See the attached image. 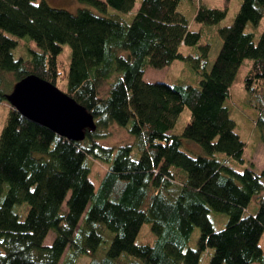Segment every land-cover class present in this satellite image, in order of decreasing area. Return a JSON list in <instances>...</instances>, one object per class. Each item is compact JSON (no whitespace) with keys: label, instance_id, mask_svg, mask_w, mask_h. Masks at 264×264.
<instances>
[{"label":"trees","instance_id":"trees-1","mask_svg":"<svg viewBox=\"0 0 264 264\" xmlns=\"http://www.w3.org/2000/svg\"><path fill=\"white\" fill-rule=\"evenodd\" d=\"M78 1L86 7L74 13L45 0H0V107L10 105L0 135V264H77L84 256L91 264H199L208 248L209 264H264V169L251 163L238 171L215 155L245 162L246 143L226 102L246 59L252 63L245 100L260 112L264 142V31L257 40L246 30L264 17V0H242L234 21L213 31L206 25H219L227 6L200 5L190 20L183 0ZM217 35L222 45L208 70ZM14 37H27L37 49L16 58ZM64 44L71 48L65 92L95 120L81 141L27 118L7 100L29 74L57 85ZM176 60L193 66L198 86L144 80L149 66ZM185 108L190 121L180 134L170 132ZM113 124L133 142L102 145ZM185 141L204 154L184 150ZM91 160L108 165L98 181ZM211 210L227 214L222 230L214 228ZM145 223L154 244L137 243ZM195 227L200 235L189 248ZM106 229L114 233L107 249ZM51 231L55 238L46 244Z\"/></svg>","mask_w":264,"mask_h":264},{"label":"rangeland","instance_id":"rangeland-1","mask_svg":"<svg viewBox=\"0 0 264 264\" xmlns=\"http://www.w3.org/2000/svg\"><path fill=\"white\" fill-rule=\"evenodd\" d=\"M38 2L42 0H37ZM48 5L53 8L65 9L71 12L76 13L78 9L86 7V4L78 0H45ZM242 0H183L182 10L188 16V19L192 20V14L196 8L203 6H209L211 8H223L227 6L228 12L226 18L219 25H206V29L214 30L218 26L225 24H231L236 15L239 12ZM138 5V4H137ZM136 5V6H137ZM195 28H198L195 25ZM246 30H251L255 32L256 39L258 40L260 34L264 31V17L261 19L258 25L253 26L251 23L248 24ZM19 40V45L14 49L13 53L16 58L20 56L27 57L30 54V49H37V46L32 40H28L27 37L17 38ZM30 41L29 43H26ZM222 45V40L219 35L214 37V42L212 44L211 50L209 52V62L207 69L210 70L212 64L220 50ZM189 52L193 54L197 52V47H191ZM187 51V52H188ZM58 61L60 65L61 73L63 74L60 79L57 81V86L63 90L67 91V79L70 69L71 61V48L68 44L63 45L62 52L58 55ZM251 59H246L241 65L235 81L231 87L230 97L227 100V105L231 110V117L236 122V132L241 136L242 140L245 141L246 147L244 152L245 162L241 163L235 159L227 157L226 154L217 152L215 153L216 157L219 159L227 158L228 164L238 171H243L247 167H251V163L254 165V169L258 172H261L264 169V142L261 138V130L256 125V121L259 117L260 112L253 107L249 106L246 103L245 97V88H244V78L251 66ZM114 74L109 81H113L116 77ZM144 80L146 81H164L169 84H192L198 86L201 76L194 70L193 66L190 63L176 60L170 66L165 68H153L149 66L144 74ZM108 81L104 84L102 91L107 90ZM10 105L4 103L0 107V135L3 127L5 126L7 116L9 114ZM191 112L188 108H185L183 112L177 118L174 128L170 131L175 134H180L183 131L184 126L190 121ZM109 134L101 139L99 142L105 146H118L125 143H132L134 137L128 132V130L119 125L113 124L108 129ZM189 148V153L192 155L204 154L203 149L196 143L184 142L183 149L187 150ZM91 177L98 181L100 177L108 169V165L98 160H91ZM98 183V182H97ZM256 199L254 198L250 204V210L254 212L256 208ZM258 207V206H257ZM21 209L26 210L25 206H22ZM210 217L213 222L214 228L219 231L222 230L227 222L228 216L226 213L218 212L211 210ZM200 235V230L198 227H195L192 236L189 241V248H195L197 239ZM114 233L109 230H105V242L102 244V247L106 249L110 246ZM55 238L54 231L49 232L45 243L50 244ZM156 240L155 234L151 230V224L145 223L141 228L139 235L137 236V243L139 244H154ZM261 244L264 246V234L261 240ZM69 250H67L68 252ZM214 250L208 248L202 255L201 261L199 264H209L210 258ZM105 250L101 248L97 251L96 261L100 262L104 256ZM92 258L90 257H81L77 264H91ZM133 259V257H132Z\"/></svg>","mask_w":264,"mask_h":264},{"label":"water","instance_id":"water-1","mask_svg":"<svg viewBox=\"0 0 264 264\" xmlns=\"http://www.w3.org/2000/svg\"><path fill=\"white\" fill-rule=\"evenodd\" d=\"M7 100L22 115L71 141L83 140L86 129L95 128L94 116L83 105L36 74L18 81Z\"/></svg>","mask_w":264,"mask_h":264},{"label":"bare ground","instance_id":"bare-ground-1","mask_svg":"<svg viewBox=\"0 0 264 264\" xmlns=\"http://www.w3.org/2000/svg\"><path fill=\"white\" fill-rule=\"evenodd\" d=\"M14 89V88H13ZM13 91V90H12ZM231 92V91H230Z\"/></svg>","mask_w":264,"mask_h":264}]
</instances>
